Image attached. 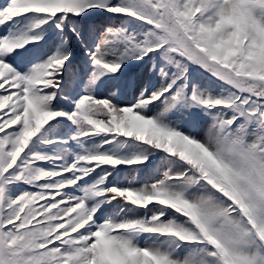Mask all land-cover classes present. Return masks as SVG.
I'll return each instance as SVG.
<instances>
[{
    "label": "snow or ice",
    "instance_id": "snow-or-ice-1",
    "mask_svg": "<svg viewBox=\"0 0 264 264\" xmlns=\"http://www.w3.org/2000/svg\"><path fill=\"white\" fill-rule=\"evenodd\" d=\"M0 264H264V0H3Z\"/></svg>",
    "mask_w": 264,
    "mask_h": 264
}]
</instances>
